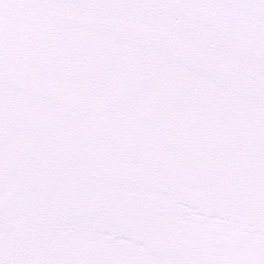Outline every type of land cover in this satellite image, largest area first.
Here are the masks:
<instances>
[{
    "label": "snow or ice",
    "instance_id": "6c2138e0",
    "mask_svg": "<svg viewBox=\"0 0 264 264\" xmlns=\"http://www.w3.org/2000/svg\"><path fill=\"white\" fill-rule=\"evenodd\" d=\"M0 264H264V0H0Z\"/></svg>",
    "mask_w": 264,
    "mask_h": 264
}]
</instances>
